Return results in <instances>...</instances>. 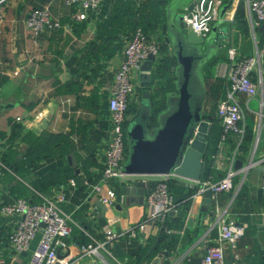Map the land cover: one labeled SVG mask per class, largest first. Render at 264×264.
Segmentation results:
<instances>
[{
  "label": "crops",
  "instance_id": "obj_1",
  "mask_svg": "<svg viewBox=\"0 0 264 264\" xmlns=\"http://www.w3.org/2000/svg\"><path fill=\"white\" fill-rule=\"evenodd\" d=\"M146 1L102 0L98 9L86 12L83 20L75 18L78 8L68 5L66 0H6L0 4V153L7 150L21 156L27 151L30 138L43 132L70 133L72 120L81 121V126L85 127L82 131L75 130L70 153L56 147L57 155L27 168L24 176L9 172L0 178L1 207L13 204L19 198L38 203L42 198L33 186L35 182H42L52 172L58 173L59 177L70 175L63 185L65 202L62 208L71 215L73 231L69 237L56 240L60 259L77 256L78 247L90 242L92 237L104 240L108 227L126 233L140 224L147 212L146 194L161 179L158 176H129L123 180L101 182L106 150L113 138L108 104L115 72L124 60V50L130 40L122 34H111L103 27L117 13L124 20L132 16ZM223 1L206 36L215 35L218 50L206 62L208 71L202 69L206 89L204 114L212 110V100H219L225 81L223 71L232 61L230 50H235L238 59L264 52V24H255L254 16L248 11V0ZM176 2L179 3L175 9L169 12L170 4ZM45 6L50 8L53 21L59 25L36 35L26 20L33 10ZM188 8L183 0L160 3L163 20L160 37L170 55L175 56L172 45L165 42L163 24L175 10L183 16L190 11ZM247 37L251 41L244 44ZM227 46L228 58H224L223 51ZM141 74L140 67H134L130 75L135 89L131 104L136 109L127 115V131L145 100V93L153 92V89L141 86ZM142 88L144 92H141ZM237 99L247 103L244 95H238ZM252 104H256V110L252 109ZM217 110L214 115L218 118ZM39 112L45 115L42 123L34 119ZM246 123L251 138L246 143L244 140L239 149L232 137L214 144L212 168L216 173L212 172V176L206 178L219 180L232 169L235 171L232 190L219 194L216 199L211 198L210 204H206V194L193 196L195 182L170 177V191L177 203L176 212L167 217L172 230L166 229L165 225L156 228L153 234L151 230L147 242L143 239L144 234L136 238L123 236L112 242L108 251L102 250L99 256L86 258L83 262L195 264L198 260L203 264L206 246L217 243L214 214L220 209L246 225V232L236 246L227 248L226 264H264V115L260 113L258 97L248 103ZM19 125L24 131L19 132ZM71 180L74 185L70 184ZM141 180L154 182L145 188L143 196L131 187L133 181ZM97 183L101 184L99 194L93 193ZM56 188L53 187L54 191ZM110 189L117 196L112 206H106L100 199L107 196ZM17 221L18 216L0 212V253L5 264H28L31 251L40 239L38 235L32 241L29 251L16 252L9 245L8 235L15 229ZM147 244L149 246L145 247Z\"/></svg>",
  "mask_w": 264,
  "mask_h": 264
},
{
  "label": "built area",
  "instance_id": "obj_2",
  "mask_svg": "<svg viewBox=\"0 0 264 264\" xmlns=\"http://www.w3.org/2000/svg\"><path fill=\"white\" fill-rule=\"evenodd\" d=\"M6 0H0V4ZM67 4L78 8L75 14L77 20H83L86 12L99 8L102 0H66ZM223 0H196L193 9L182 16V22L187 30L197 32L206 37L210 31L213 21L217 18ZM248 11L255 18L257 26L264 24V0H248ZM26 24L36 35H40L45 29L57 27L48 6L33 10L26 20ZM231 63L225 67L223 78L229 81L226 96L220 100L218 105V119L223 127L221 142L232 137L237 149L242 145L247 134L246 114L248 103L256 97L259 98L260 113L264 115V79L262 74V63L264 52L256 55L240 58L236 57L234 49L230 50ZM150 55H154L155 62L162 57L160 44L156 37L149 40L141 29H137L133 37L128 41L124 50V60L115 72V82L112 89L108 108L111 114V125L113 138L106 150V163L102 171L101 182H110L112 179L123 180L127 177L123 167L127 161L125 124L128 120L129 105L133 101L135 92L130 75L134 67H140ZM154 62V63H155ZM244 95L247 103L243 104L237 97ZM45 118L43 112L35 115L34 119L42 123ZM20 120V118H18ZM42 125V124H40ZM236 153L233 155L235 160ZM6 166L0 160V178L4 174ZM159 179L157 184L150 188L146 194L145 202L147 212L144 220L127 230L126 233H118L112 228L105 229V239L98 240L94 237L91 241L79 246V254L73 258H59L56 240L69 237L73 228L71 215L64 211L62 203L65 202L63 185L56 188L49 196H42L38 203L31 202L25 198H19L10 205L0 207V212L6 215L18 216L15 229L8 235V242L16 252H27L31 249L32 241L40 235L37 246L32 249L28 264H86L84 259L99 256L100 252L108 251L112 242L123 236L136 238L144 234L147 242L153 231L164 225L167 216L176 212L177 203L174 200L168 180L176 177L174 174ZM235 171L228 170L224 177L219 180L212 178L195 182L192 187L196 188L194 197L212 193V199L219 194L229 192L233 188ZM70 184L74 185L71 180ZM264 187V177H263ZM195 190V189H194ZM101 192V184L94 186L93 193ZM116 192L109 190L108 195L100 199L106 206H112L116 198ZM152 228V229H150ZM214 228L218 232L217 243L207 245L203 264H226V250L235 247L238 240L245 234L246 225L237 222L226 210L217 209L214 214ZM170 231V230H169ZM0 264H5L3 254L0 253Z\"/></svg>",
  "mask_w": 264,
  "mask_h": 264
},
{
  "label": "water",
  "instance_id": "obj_3",
  "mask_svg": "<svg viewBox=\"0 0 264 264\" xmlns=\"http://www.w3.org/2000/svg\"><path fill=\"white\" fill-rule=\"evenodd\" d=\"M183 1L186 6L189 5V10L193 9V0ZM178 3L170 4L169 12ZM176 14L175 10L162 28L165 42L172 45L177 60V92L167 95V109L159 115L160 125L154 131H150L151 93H145V100L128 127L129 157L123 172L132 177L174 174L198 182L203 177V160L213 130L212 124L203 118L206 89L202 69L218 46L214 34L204 37L187 30L182 16ZM155 60V56L150 55L140 66L141 86L144 88L151 87ZM153 184V181H133L131 187L132 191L138 189V193L143 196L145 188ZM211 197L212 193L208 191L206 204H210ZM99 205L106 210L102 204ZM199 263L195 261V264Z\"/></svg>",
  "mask_w": 264,
  "mask_h": 264
},
{
  "label": "trees",
  "instance_id": "obj_4",
  "mask_svg": "<svg viewBox=\"0 0 264 264\" xmlns=\"http://www.w3.org/2000/svg\"><path fill=\"white\" fill-rule=\"evenodd\" d=\"M166 0H148L145 4H140L139 7L134 10L132 16L122 17L120 14H116L114 18L110 20L109 23L104 25V29L108 30L111 34L115 32V35L122 34L123 37L131 39L137 29H141L149 40H153L157 35L158 43L160 44V57L154 64L152 71V82L151 89V121H150V131H154L160 125L159 115L167 109V95L170 93L177 92V76L176 70L174 69L177 66V60L174 55H170L167 51L165 44L161 40L160 27L162 24V10H160V3ZM109 33V34H110ZM127 39V40H128ZM209 64L206 63L203 69L207 70ZM208 71V70H207ZM262 74L264 79V57L262 63ZM224 85L222 86L219 93V100H215L213 103L212 110L209 113H205L203 118L212 123L213 130L208 139V151L204 157V172L203 179H206L209 176H212V172L216 173V170L212 168L213 157L215 154L214 144H218L221 141L223 135V127L214 113L218 108V103L223 99L229 88V81L224 78ZM218 98V97H217ZM135 106L130 104L128 109V114L135 111ZM81 121H71V132L70 133H48L43 132L38 137L29 139V146L27 151L23 152L21 156L13 155L7 150L0 153V160L6 166L4 173L14 172L21 176H24L25 170L30 167L36 166L39 161L51 158L56 153V147H61L66 153L71 152V137L73 136L76 129L85 130L84 126H81ZM125 128V138L129 157V143L127 135V122L124 126ZM17 129L19 132L24 131L23 126H18ZM251 135L246 134L245 143L249 141ZM128 159V158H127ZM58 173H50L42 182H35L33 184L36 192H38L40 198L42 196L49 197L52 195L54 189L53 187H59L64 185L67 182V178L70 175H64L59 177ZM46 188H48L46 190ZM53 190V191H52ZM180 209V208H179ZM168 217V216H167ZM167 219L164 222L166 229L172 230L170 228V222H167ZM168 227V228H167ZM172 227V226H171ZM78 231V230H76ZM166 238V237H165ZM164 238V239H165ZM80 243V242H79ZM149 246L147 244L145 247Z\"/></svg>",
  "mask_w": 264,
  "mask_h": 264
},
{
  "label": "rangeland",
  "instance_id": "obj_5",
  "mask_svg": "<svg viewBox=\"0 0 264 264\" xmlns=\"http://www.w3.org/2000/svg\"><path fill=\"white\" fill-rule=\"evenodd\" d=\"M222 41V40H221ZM250 41H251V39H250V37H247V38H245L244 39V44H247V43H250ZM223 44H224V40H223ZM225 44H226V42H225ZM228 47L229 46H227L226 48H224V51H223V56H224V58H228V54H227V52H228ZM151 82H152V80H151ZM145 91V89L144 88H142V91L141 92H144ZM142 100H143V98H142ZM144 101V100H143ZM216 101H214V100H212V104L213 103H215ZM252 109H254V110H256L257 109V106H256V104H252ZM158 178H163V177H158ZM66 212V211H65Z\"/></svg>",
  "mask_w": 264,
  "mask_h": 264
}]
</instances>
